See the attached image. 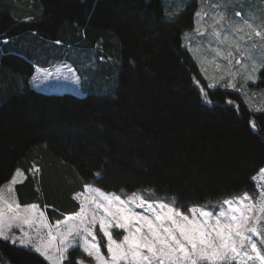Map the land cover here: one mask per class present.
<instances>
[{
  "label": "trees",
  "instance_id": "16d2710c",
  "mask_svg": "<svg viewBox=\"0 0 264 264\" xmlns=\"http://www.w3.org/2000/svg\"><path fill=\"white\" fill-rule=\"evenodd\" d=\"M196 6L169 18L163 0H0V186L21 169L19 202L38 203L51 221L76 212L74 194L90 183L186 205L253 191L264 110L203 79L182 35ZM67 59L97 73L96 93L31 86L35 63ZM260 77L264 86V68ZM76 251L65 264H77ZM0 264L49 262L0 239Z\"/></svg>",
  "mask_w": 264,
  "mask_h": 264
},
{
  "label": "snow or ice",
  "instance_id": "6c2138e0",
  "mask_svg": "<svg viewBox=\"0 0 264 264\" xmlns=\"http://www.w3.org/2000/svg\"><path fill=\"white\" fill-rule=\"evenodd\" d=\"M221 7L225 5L219 4L209 13L201 5L194 13L195 29L198 35L207 33L216 43L212 49L214 61L222 58L228 62L226 66L216 65L224 70L220 79L230 77L225 87L236 89L232 81L239 73L231 70L234 52L240 53L236 64L246 72L245 83L255 82L257 73L264 68V19L257 23V17L245 19L242 13L235 12L241 22L233 23ZM165 16L171 18L166 10ZM205 18L211 23L204 25ZM182 35L187 38L190 34ZM245 58L251 62L250 71L248 64L241 63ZM196 83L199 85V81ZM209 87L215 88L216 84ZM204 99L208 103L206 93ZM96 175L99 178L100 174ZM23 176L17 170L6 185L7 192L14 195V186L23 182ZM146 191L151 194L153 190ZM87 193L83 198L75 197L80 204L78 212L53 225L38 205L22 206L15 198L9 201L0 189V239L32 250L49 264H65L69 251L75 248L95 264H264V192L258 203L243 194L224 199L213 206L215 210L192 206L190 214L174 207V199L165 203L145 199L138 193L122 198L99 188H88ZM24 225L30 230L35 226V235L23 232ZM13 227L20 228L22 235H9ZM114 230L122 232L121 239L114 238ZM97 231L102 234L107 256Z\"/></svg>",
  "mask_w": 264,
  "mask_h": 264
},
{
  "label": "rangeland",
  "instance_id": "374dc122",
  "mask_svg": "<svg viewBox=\"0 0 264 264\" xmlns=\"http://www.w3.org/2000/svg\"><path fill=\"white\" fill-rule=\"evenodd\" d=\"M189 1L190 0H163L165 10L170 14L171 18L178 16L180 11ZM195 2L197 5L196 11L200 10L201 5H203L205 11H208L209 13H211L212 10L219 4L225 5V7H221L220 10L225 11L226 16L233 23L241 22L239 17L234 15L235 12L242 13L245 19L251 17H257V23H259L261 19H264V0H195ZM202 23L204 25H208L211 23V20L205 18L202 21ZM210 31L211 29L209 28L208 32ZM185 32L189 33L190 35L187 38L183 36L184 44L187 45L188 50L191 52L196 62L198 63L199 70L201 72L203 79L208 83V85L216 84V87L220 86L226 88L225 85L229 83L231 78L225 76L224 79L221 80L220 77L224 75V70L218 69L216 65L220 64L226 66L228 62L223 60L222 58H216L214 61L213 58L215 56V53L212 51V49L217 47L216 43L210 40L207 33H205L204 35H198L196 33L194 21H193V27L191 29L186 30ZM225 50L227 51V49ZM67 52L69 53L70 56H73L76 52V49L71 48L68 49ZM77 57L79 59H82L86 67L89 66L91 67L90 71L97 69L94 66V64L93 66L91 65L92 60L84 61L83 59L84 53L82 52L78 53ZM237 59H240V53L234 52V58L232 61L231 70L233 72L239 73V75L235 78L234 81H232L236 84L237 86L236 89H232V88L229 89L236 90L252 110L254 111L264 110V86L259 85V81L261 78L260 72L263 68H261L257 73L258 78L255 82L248 81L247 83H245L246 72L245 70H242L240 64H236ZM241 63L248 64L249 65L248 70L250 71L251 62L247 60V58L242 60ZM86 67L84 68L82 73H79L74 63L68 59L57 60L55 62L52 60V62L47 66L37 69L35 76L31 81V86L36 90L49 92V93H73L80 96L92 92L96 93L95 92L96 90L93 88V84H94V80L97 78V73H90V71H88ZM34 83L37 86H34ZM17 170H20L24 174V172L21 169H17ZM24 178H25V174L23 177H21V179L23 180ZM11 179L6 183H4L2 186H0V189H3V195L5 196V198L8 199L9 201L15 198L18 201V203L22 206L31 205V204L38 205L39 209L45 212L50 224L55 225L57 222L63 221L67 217V215L74 214L79 211L78 209L76 212L66 214L60 220L51 221L47 215L46 209L40 206L38 203L21 204L17 198L15 192V186H14V195L13 193L7 192L6 185L11 182ZM253 180L255 184V189L253 191L243 192L236 196L249 194L252 197L253 202L258 203L261 193L264 192V166L253 176ZM88 188H99V187L95 186V184L93 183L86 184L84 190L75 193L74 197L81 196V198H83L84 195L88 194L87 193ZM101 190L106 193H115L117 195H121L122 198H127V196L129 195L138 193L143 195L145 199H149L153 201L162 200L165 203H172L174 199L167 196L154 195L153 191L151 194H149L146 190L144 191L136 190V191H128V192L105 191L103 189ZM174 200H175V203L173 204L174 207L180 208L182 211L185 212V214H190L188 212V209L191 208L192 206H202L208 208L209 210H215L213 206L219 205L224 199L210 203L196 204V205H186L184 203L183 204L178 203L176 199ZM4 211H7L6 207L4 208ZM23 232H30L31 235H35V226H33V228L30 230L27 225H24ZM9 235L21 236L22 231L20 228L13 227L10 230ZM97 236L101 238V249L104 252L105 256H107V251L106 248L104 247V239L99 231H97ZM113 236L115 239L119 240L122 238V232L118 230H114ZM73 250H77L76 252L77 254H79V256L76 259L77 262L79 260H84L85 264H95V261L92 258L87 257L86 254L83 253L81 249L75 248ZM262 251H264V248H262Z\"/></svg>",
  "mask_w": 264,
  "mask_h": 264
},
{
  "label": "crops",
  "instance_id": "0c3cea01",
  "mask_svg": "<svg viewBox=\"0 0 264 264\" xmlns=\"http://www.w3.org/2000/svg\"><path fill=\"white\" fill-rule=\"evenodd\" d=\"M34 66H35V71H34V74H33L32 77H31V81H32L33 78H34L37 69H38V68H41V67H44V66H42V65H39L38 63H35ZM31 81H30V83H31Z\"/></svg>",
  "mask_w": 264,
  "mask_h": 264
}]
</instances>
